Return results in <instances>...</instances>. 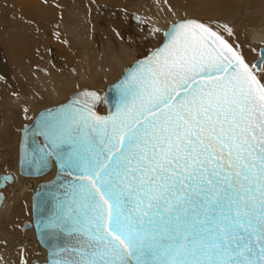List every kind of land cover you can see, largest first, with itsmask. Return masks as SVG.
Instances as JSON below:
<instances>
[{"label": "snow or ice", "instance_id": "6c2138e0", "mask_svg": "<svg viewBox=\"0 0 264 264\" xmlns=\"http://www.w3.org/2000/svg\"><path fill=\"white\" fill-rule=\"evenodd\" d=\"M173 29L115 112L93 111L88 92L70 122H43L79 172L64 227L85 239L67 264H264V52L252 63L196 19Z\"/></svg>", "mask_w": 264, "mask_h": 264}, {"label": "rangeland", "instance_id": "374dc122", "mask_svg": "<svg viewBox=\"0 0 264 264\" xmlns=\"http://www.w3.org/2000/svg\"><path fill=\"white\" fill-rule=\"evenodd\" d=\"M162 1L163 0H158L159 3H161ZM241 1L242 0H231V8L227 10L228 11L227 14L224 15V17L222 18H217V17H214L215 15H210V14L209 16L211 17L205 16L204 14L207 13V9L203 11L202 9L204 7L199 6L198 4H193V3H197L196 0L193 3H192V0H170L169 4L171 6L178 5V6L187 8V9H194L195 11L201 13V15L190 16V17L187 16L185 18H180L174 14L172 9H170L168 11L169 16H167L164 19L165 22L162 24V26H159L151 22V20H149L147 16H145L143 13L144 9L142 7L145 6L146 3L148 5H151L152 0H138V2L137 0H129V1L121 0L122 3L116 2L114 0H107V3L106 2L99 3L100 2L99 0H53V4L55 5V8L57 9L59 13H61L60 19L55 24V27L52 28L53 30L50 32L47 40H44L42 33L37 30L36 26H33L35 25L34 23L30 22V20L28 19L27 21L26 18L22 17L20 14L19 15L21 17L16 14L17 12L9 4V0H0V30H1L0 31L1 32L0 33V110H7L9 113H12L14 111L16 112V114L22 115V118L20 119V122H19V126L13 129L11 133L7 132V135H6V133L3 131H4V128L9 118L8 116H1L2 113L0 114V117H1L0 118V135L2 136V140H0V174L6 173V172L14 174L16 161H17V146H18L20 131L22 130L25 124L31 122L33 116L39 110L62 103L65 99H67L69 94H72L74 92L83 91V90H92L98 93L104 92L106 90L107 85L114 82L125 68L130 66L136 60L146 56L151 50L156 48L162 41L163 31L167 29L169 25L173 24L174 22L178 20H183V19H188V18L196 19L202 23L207 24L213 30H216L222 33L225 36V38L229 39L230 42L232 43H234L233 41L234 37L240 36L242 38V42L244 43V46L248 49L247 51L248 57L249 56L250 57L249 58L246 57L240 48H237V50L241 51L243 55L250 62L253 63L256 60L257 51L259 47L256 44L249 43L247 39L248 37L247 30L253 29L254 27V24L249 22L248 18L251 15V12L255 10L262 11L264 13V8L260 6L261 4L257 5L259 6V8L253 6V4H258L257 1H260V0H255V1L248 0L246 1L245 4H242L243 6L242 5L240 6ZM46 2H47L46 0H39V3L42 5H45ZM142 2L143 4H141ZM188 4H191V5H188ZM107 5H109L110 7H108ZM197 7L198 8L200 7L202 9L197 10L196 9ZM261 7H262V10H259L261 9ZM235 13H237L238 17L234 23V21L230 18H232ZM75 15H77L78 17ZM81 15H84V16H81ZM32 21L36 22L33 19ZM219 21L221 22L227 21L232 27V29L234 30L235 35L232 37H229L227 33V29L216 24ZM29 28H32L33 30L32 29L29 30ZM59 29H61L62 32ZM154 29H159L160 30L159 33L157 34L154 31ZM67 30H68V33H67ZM20 32L21 33L24 32V33L21 34ZM71 33H73L77 37V38L75 37L76 40L73 37L74 35ZM64 34L66 35V37ZM17 35L25 36V37L21 38L19 41L13 40V42L15 43V47L16 45L23 46V47H29L26 51L23 52V54H30L31 52H36V54H38V57L37 59L34 60V62L31 63V58L21 59L20 56H14L13 54L11 55V57H13V60L6 59V57H8V54H9L7 53V51L11 52L12 50H10L11 49L10 46L6 45L5 41H7L6 39L9 40V39L18 38ZM50 36L52 38H50ZM7 37H10V38H7ZM71 39L76 44L77 42L82 43L83 46L74 44L72 41H70ZM85 41H87L88 43L86 44ZM87 45L90 46L91 48L88 47ZM74 46L75 47L77 46V50L72 51L71 53V47H74ZM63 48L70 49V52H68L69 50L65 52L69 54L70 58L73 61L71 60L72 61L71 65L67 64L68 66L64 65L65 67L64 66L57 67L55 66V63L61 62L60 60L64 53ZM89 48L91 49V51L89 50ZM124 51L132 52V57L126 60V55ZM32 54H35V53H31V55ZM113 56L118 58L121 61V63L123 62L124 64L123 68L120 66L119 67L113 66L114 62H112L111 60ZM106 59L110 60L109 67L106 66V63H107ZM54 61L56 62L54 63ZM59 69L60 71H58ZM53 70L55 71L53 72ZM66 71L69 72L70 74L67 73ZM110 72H113V74H111ZM48 73L49 75L52 74L51 75L52 79L48 78L50 77ZM53 74H55L54 77H53ZM94 74L102 75V77L105 80L108 79L104 87L95 89L91 87V84H88L89 82L91 83ZM55 77L64 78V80L67 83L73 84L72 88L70 87L71 89L67 91V93L64 96L65 98L63 99L59 98L54 88L55 83H53L54 82L53 78ZM46 78L47 80L45 81L49 83H46L44 81V79ZM81 80L86 82V84H84L83 86L79 85V82ZM40 81L41 82L43 81V82L41 83ZM27 83L30 84L29 87L37 86L38 88L40 86L39 87L40 89L45 88L47 90V93H50L48 94V97H50L51 100L48 101L47 104L40 105L37 107L29 103L28 102L29 100L26 97V93H28L30 89H26L24 92L22 91L14 92L16 88L17 89L26 88L24 86H26ZM51 84L53 85V87ZM53 94H54V100H52ZM28 105H31V106L28 107ZM26 109L27 111H25ZM101 109H104V107L100 106L97 109V111ZM3 141L5 142L2 143ZM13 186H16V185H13ZM13 186L7 187L2 192L4 197H6L5 203L6 202L7 203L5 206L2 207V210H0V246L1 245L3 246L4 241L5 242L7 241V236H6L7 233H4V228L6 229V226L9 225L8 231L13 229V227L15 226L14 227L15 235L17 232H19L18 233L19 236L14 235V237L12 238L9 237L8 240L23 239L24 236L22 235V233H20L21 231L19 228L22 222H24L25 220H30V206H28L27 210L25 211L26 217L24 219H21L16 222L12 220L11 218L12 210H11V207L9 209L8 206L11 203V198L9 196H11L10 193H11V189L13 188ZM6 231L7 230H5V232ZM32 236H33V233H32ZM33 241L35 245L34 236H33ZM35 248H37L36 245H35ZM5 253L6 252H0V261H4L7 259L6 257L7 254ZM38 258H39V253L38 251H36L35 257L29 259L26 262V264H29L32 260H37Z\"/></svg>", "mask_w": 264, "mask_h": 264}, {"label": "bare ground", "instance_id": "6f19581e", "mask_svg": "<svg viewBox=\"0 0 264 264\" xmlns=\"http://www.w3.org/2000/svg\"><path fill=\"white\" fill-rule=\"evenodd\" d=\"M46 4L45 5H42L39 3V0H9V4L16 10V14L17 15H21L22 17H25L26 20H30V22L34 23L35 25L33 26H36L37 30L40 31L44 37V40H47L50 32L53 30L52 28L55 27V24L59 21L60 19V14L57 9L55 8V5L53 4V0H46ZM100 2L99 3H104L106 2L107 3V0H99ZM116 2H119V3H122L121 0H114ZM129 1V0H128ZM169 1L170 0H163L161 3L158 2V0H152V4L151 5H148L147 3L145 4V6H143L142 8L144 9L143 10V13L145 16H147V18L149 20H151V22L159 25V26H162V24L165 22L164 19L169 16V10L172 9V11L174 12L175 15H177L178 17L180 18H185L187 16H196V15H201V13L195 11L194 9H187V8H184V7H181V6H171L169 4ZM246 1L248 0H242L241 3H240V6L242 4H245ZM255 1V0H254ZM138 2V0H137ZM195 2V0H192V3ZM197 3H193V4H198L199 6H202L204 7L203 9L202 8H196L197 10L199 9H202L203 11L205 9H207V13L204 14L205 16H208V17H211L209 16L210 15H215L214 17H217V18H222L224 17V15L227 14V10L231 8V0H196ZM258 4H253V6L255 7H258L257 5L261 4L260 6H262L264 8V0H260V1H257ZM186 3V2H184ZM191 3V4H192ZM140 4V3H139ZM143 4V2L141 3ZM191 4H188V5H191ZM57 6V5H56ZM108 7H110L109 5H107ZM243 6V5H242ZM252 6V5H251ZM262 7L261 9L259 10H262ZM242 8V7H241ZM252 9V7H251ZM256 9V8H254ZM200 10V11H202ZM250 12V11H249ZM82 14V13H80ZM79 14V16H80ZM203 14V13H202ZM19 15V16H20ZM20 16V17H21ZM77 16V15H75ZM81 16H84V15H81ZM78 17V16H77ZM237 13H235L233 15L232 19L235 23V21L237 20ZM83 18V17H82ZM174 18V17H173ZM35 20L36 22H33L32 21ZM177 19V18H176ZM210 19V18H208ZM24 20V21H26ZM27 20V21H28ZM184 20V19H183ZM249 22L253 23L254 24V27L253 29H249L247 30V34H248V41L249 43L251 44H256L258 45L259 48H261L262 46H264V13L262 11H252L251 12V15L249 16L248 18ZM29 22V23H30ZM81 22V21H80ZM239 22V21H238ZM31 23V24H32ZM70 23V22H69ZM175 23V22H174ZM231 23V22H230ZM233 23V22H232ZM90 24V23H89ZM216 24H218L219 26H222L223 25H228L229 27L230 24L227 22V21H219L217 22ZM69 25V24H68ZM76 25V24H75ZM90 26V25H89ZM248 26V25H247ZM32 27V26H31ZM63 27V25H62ZM86 27V26H85ZM244 27V26H243ZM33 28V27H32ZM32 28H29V30H31ZM77 28V27H76ZM232 28V27H231ZM241 28V27H240ZM250 28V27H249ZM26 30V29H25ZM33 30V29H32ZM61 31V29H59ZM1 31V30H0ZM30 32V31H28ZM62 32V31H61ZM78 32V31H77ZM80 32V31H79ZM1 33V32H0ZM21 33V32H20ZM19 33V34H20ZM24 32H22L21 34H23ZM37 33V32H36ZM67 33H68V30H67ZM73 34V33H71ZM246 34V35H247ZM11 35V34H10ZM26 35V34H25ZM65 35V34H64ZM74 35V34H73ZM18 36V35H17ZM16 36V37H17ZM86 36V35H85ZM25 36H18V38H15V39H6L7 41L6 42V45L7 46H10V50H12L11 52L7 51L8 54V57H6V59H11L13 60V57H11V55L13 54L14 56H20L21 59L23 58H28L30 59L31 58V63L34 62L35 59H37L38 57V54H36V52H31V53H35V54H23L24 51H26L29 47H23V46H17L15 47V43L13 42L16 41V40H20L21 38H23ZM66 37V35H65ZM69 37V36H68ZM72 37V35H71ZM74 38L76 37L75 35L73 36ZM87 37V36H86ZM7 38H10V37H7ZM12 38V37H11ZM50 38H52L50 36ZM70 38V37H69ZM77 38V37H76ZM75 38V40H76ZM83 38V37H82ZM64 39V38H63ZM62 39V40H63ZM66 39V38H65ZM86 39V38H85ZM61 40V41H62ZM74 40V39H73ZM82 40V39H81ZM80 40V41H81ZM42 41V40H41ZM60 41V42H61ZM72 41V39L70 40ZM233 41L235 43V45L238 46V48L241 49V51L244 53V55L246 57H248V49L244 46V43L242 42V38L240 36H236L233 38ZM4 42V43H5ZM73 42V41H72ZM84 42V41H83ZM86 44L88 43L87 41H85ZM2 43V42H1ZM65 43V41H64ZM74 44H76L75 42H73ZM72 43V44H73ZM62 44V43H61ZM85 44V45H86ZM64 45V44H63ZM76 45H82V43L80 42H77ZM90 45V43H89ZM59 46V45H57ZM66 46V45H65ZM68 46V44H67ZM79 46V47H81ZM88 46V45H87ZM5 47V46H4ZM43 47V46H42ZM90 47V46H88ZM7 48V47H6ZM91 48V47H90ZM89 48V50L91 51V49ZM250 48V47H249ZM258 48V50H259ZM34 49V48H33ZM83 49V48H82ZM87 49V48H86ZM85 49V50H86ZM35 50V49H34ZM43 50V49H42ZM64 50V53H63V56L61 57V62L60 63H55L56 61H54L55 63V66L57 67H62L64 65H67V64H70L71 65V62L73 61L69 54L66 53L68 50V52H70V49H67V48H63ZM77 50V46L75 47H71V53L72 51H75ZM84 50V49H83ZM88 50V49H87ZM66 51V52H65ZM89 51V52H90ZM80 52V51H79ZM70 53V54H71ZM125 55H126V60L127 59H130L132 57V52H128V51H124ZM86 54V53H85ZM84 54V55H85ZM89 55V54H88ZM82 56V55H81ZM18 57V58H20ZM250 57V56H249ZM248 57V58H249ZM257 57H258V51H257ZM256 57V59H257ZM74 58V56H73ZM86 58V57H85ZM108 58V57H107ZM72 60V61H71ZM112 62L113 63V66L115 67H124V64L123 62L121 63V61L116 58V57H112ZM107 63H106V66L109 67L110 66V60L109 59H106ZM87 62V61H85ZM62 63V64H61ZM75 63V62H74ZM73 63V64H74ZM84 63V61H83ZM81 63V64H83ZM87 64V63H86ZM69 65V66H70ZM68 66V65H67ZM85 66V65H84ZM12 67V66H11ZM65 67V66H64ZM82 67V66H81ZM90 68V67H89ZM87 68V69H89ZM47 69V68H46ZM71 69V68H70ZM126 69V68H125ZM124 69V70H125ZM64 70V69H63ZM83 70V68H82ZM105 70V69H104ZM123 70V71H124ZM55 70H53L54 72ZM57 71V70H56ZM60 71V69L58 70ZM48 72V71H47ZM67 72V71H66ZM52 73V72H51ZM57 73V72H55ZM69 73V72H67ZM96 73V72H95ZM100 73V72H99ZM111 74H113V72H110ZM123 73V72H122ZM121 73V74H122ZM64 74V73H63ZM70 74V73H69ZM73 74V73H72ZM120 74V75H121ZM43 75V74H42ZM45 75V74H44ZM49 75V73H48ZM52 75V74H51ZM51 75H49L50 79H52ZM59 75V74H58ZM91 75V74H90ZM119 75V76H120ZM55 76V74H53V77ZM63 76V75H62ZM68 76V75H67ZM38 77V76H37ZM71 77V76H70ZM105 77V76H104ZM43 78V77H42ZM77 78V77H76ZM88 78V77H87ZM24 79V78H23ZM29 79V78H28ZM31 79V77H30ZM40 79V78H39ZM54 79V82L55 83V90L59 96L60 99H63L65 98V94L67 93V91L69 89L72 88V83H67L64 78H59V77H55L53 78ZM118 79V78H117ZM116 79V80H117ZM47 80L44 79V81ZM108 80V79H107ZM102 75H99V74H94L93 78H92V81L91 83L89 82L88 84H91V87L95 88V89H99L101 87H104L106 81ZM115 80V81H116ZM52 81V80H51ZM89 81V79H88ZM114 81V82H115ZM41 82V81H40ZM43 82V81H42ZM41 82V83H42ZM46 82V81H45ZM112 82V83H114ZM46 83H49V82H46ZM52 83V84H53ZM75 83V82H74ZM110 83V84H112ZM11 84V83H10ZM13 84V83H12ZM36 84V83H35ZM51 84V85H52ZM84 84H86V82H84L83 80H81L79 82V85L83 86ZM109 84V85H110ZM8 85V84H7ZM20 85V84H19ZM29 83H27L26 88H16V90H14V92H17V91H22L24 92L26 89H30L28 91V93H26V97L27 99L29 100L28 102L33 104V106H40V105H45L48 103V101H50V97H48V94L50 93H47V90L45 88H37V86H32V87H29ZM42 85V84H41ZM107 85V87L109 86ZM15 86V85H14ZM49 86V85H48ZM80 86V87H81ZM4 87V86H3ZM10 87V86H9ZM53 87V85H52ZM71 87V88H70ZM106 87V89H107ZM8 89V88H7ZM106 91V90H105ZM104 91V92H105ZM51 92V90H50ZM104 92L102 93H99L100 95L103 94ZM55 93V92H54ZM71 93V92H70ZM76 93V92H74ZM72 93V94H74ZM56 94V95H57ZM72 94H69V96L67 97V99L72 95ZM24 96V95H23ZM67 99H65L62 103H64ZM52 100H54V94H53V97H52ZM14 101V100H13ZM27 101V100H26ZM13 103V102H12ZM60 103V104H62ZM15 105V104H14ZM59 105V104H58ZM31 105H28V107H30ZM57 106V105H55ZM102 106L104 107L101 103L98 105V108ZM12 107V106H10ZM27 107V108H28ZM96 108V111L97 109ZM19 112V111H18ZM99 114H102L104 115L105 114V108L104 109H101L99 111H97ZM2 113L1 116H8V122L4 128V131L7 135V132L11 133L13 129L17 128L19 126V122H20V119L22 118V115L21 114H16V112H12V113H9L7 110H0V114ZM36 115V114H35ZM34 115V116H35ZM33 116V117H34ZM1 118V117H0ZM33 119V118H32ZM32 121V120H31ZM23 129V128H22ZM2 133V132H1ZM3 134V133H2ZM11 139V138H10ZM0 140H2V136L0 135ZM5 141H3L2 143H4ZM18 143H19V140H18ZM9 144V143H8ZM6 145V144H5ZM17 157H18V146H17ZM17 161H16V166H15V170H14V175H15V178L13 180V183L12 184H7V186L1 190V192H3V190H5L7 187L9 186H13V185H16V186H13V188L11 189V196H9L11 198V203L10 205L8 206V208L10 209L11 207V210H12V213H11V218L13 221H19L21 219H24L26 217V213L25 211L27 210L28 206H30V220H31V194H32V191L36 188V186L38 185L39 182L41 181H48L50 179L53 178L54 176V173H55V169L53 168L49 173H47L46 175L42 176V177H38V178H31V179H22V178H18L17 175ZM15 187V189H14ZM16 190V191H15ZM30 192V193H29ZM9 193V192H8ZM3 194V193H2ZM4 197V195H3ZM5 198L4 197V200H3V203L2 205L0 206V210H2V207L6 205L5 203ZM5 203V204H4ZM7 208V207H5ZM11 212V211H10ZM7 213V212H6ZM28 214V213H27ZM6 216V215H5ZM29 218V217H28ZM27 218V219H28ZM30 220H26V221H30ZM11 223V222H10ZM23 223V222H22ZM21 223V225H22ZM6 225V224H5ZM11 225V224H10ZM4 227V226H3ZM15 227V226H14ZM14 227L13 229L9 230L8 231V228H9V225L6 226V229L4 228V233H7V241L3 242V246L1 245L0 246V252H6L5 254L7 259L3 260L4 261H0L1 263L0 264H26V262L35 257L36 255V251H38L39 253V258L35 261L39 262V263H43L45 262V259H46V252L39 247V245L37 244L36 240H35V245L36 247L38 248H35V245H34V241H33V236H34V233H33V230L30 228L28 230H25L24 232L21 231V226H20V233H22V235L24 236L23 239H10L8 240L9 237H14L15 235V230H14ZM12 228V227H11ZM5 230H7L5 232ZM19 232L16 233L17 236H19L18 234ZM32 233H33V236H32ZM15 235V236H16ZM34 239H35V236H34ZM24 246V247H23ZM23 247V248H22ZM31 263V262H30Z\"/></svg>", "mask_w": 264, "mask_h": 264}, {"label": "water", "instance_id": "95a60500", "mask_svg": "<svg viewBox=\"0 0 264 264\" xmlns=\"http://www.w3.org/2000/svg\"><path fill=\"white\" fill-rule=\"evenodd\" d=\"M180 21L182 20L169 25L162 33L161 43L146 56L128 66L118 79L107 87L103 94L100 95L92 90L78 91L62 104L39 110L32 121L25 124L20 131L17 157L18 176L23 179L38 178L46 175L53 168L55 169L52 179L39 182L32 191L31 220H25L21 225L22 232L30 228L33 230L37 244L46 252L45 262L39 263L32 260L29 264H54L55 261L67 264L69 258L74 255L73 248H79L80 242L85 239L82 234H77L74 230L64 227L66 217L72 214V208H79L78 204L72 205L71 203L73 199L72 186L79 183V172L74 168L63 167L61 157L53 153L50 147H46L50 141L46 135L41 134L43 122L49 120L54 122V125L55 123L70 122L73 110L81 108L85 100L88 99L85 95L88 92L97 93L100 97L98 101L88 100L93 111L98 113L96 108L101 103L106 112L104 115L98 113L100 116H108L115 112L121 99L120 85L136 71L138 62H143L156 49L162 48L167 43V33L173 31V26ZM262 52H264V46L259 48L258 57L253 63L259 64V57ZM77 148H79V144L63 143L58 146V150L63 149L65 152L73 154ZM45 153L51 154L46 157L43 168L38 170L36 166L31 164V161L34 157L39 160ZM0 177H7V179L0 180L1 206L4 200L1 190L7 184H12L15 176L6 172L0 174Z\"/></svg>", "mask_w": 264, "mask_h": 264}]
</instances>
